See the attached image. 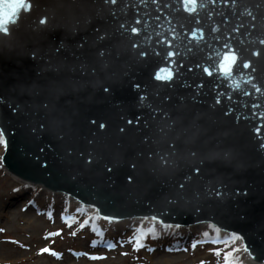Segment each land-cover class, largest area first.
Segmentation results:
<instances>
[{"label":"water","instance_id":"95a60500","mask_svg":"<svg viewBox=\"0 0 264 264\" xmlns=\"http://www.w3.org/2000/svg\"><path fill=\"white\" fill-rule=\"evenodd\" d=\"M31 2L0 31L10 177L109 219L210 222L264 261V0Z\"/></svg>","mask_w":264,"mask_h":264},{"label":"rangeland","instance_id":"374dc122","mask_svg":"<svg viewBox=\"0 0 264 264\" xmlns=\"http://www.w3.org/2000/svg\"><path fill=\"white\" fill-rule=\"evenodd\" d=\"M79 208L76 201L61 193L10 177L0 165V264H106L109 258L114 264H157L164 260L167 262L162 264H224V252L233 248L237 251L230 258L232 264L249 260L240 240H229L230 236L221 233V241L213 243V232L206 224L180 230L168 227L177 230L173 234L167 228L136 223L135 228L143 227L142 233L154 228L156 238L134 247V232L127 228L131 223L115 225L100 220L94 226L92 218L83 227L82 219L92 212H77ZM205 232L209 233L207 238ZM218 235L215 233L214 239ZM44 248L50 251L41 252Z\"/></svg>","mask_w":264,"mask_h":264},{"label":"snow or ice","instance_id":"6c2138e0","mask_svg":"<svg viewBox=\"0 0 264 264\" xmlns=\"http://www.w3.org/2000/svg\"><path fill=\"white\" fill-rule=\"evenodd\" d=\"M112 3H115L116 0H111ZM186 3H192L195 4V0H185ZM33 7V4L31 2V0H0V31H3L5 34H7L9 28L8 26L11 24H16L18 21V17L20 15V13L23 12H30L31 9ZM190 10H194V9H190ZM41 24L45 23V20L41 19L40 21ZM137 23H139V21H137ZM123 27V25L121 26ZM131 31L133 33H136L138 31L137 28H132ZM261 43H264V41H261ZM133 47H136V45H133ZM225 49H227V51L223 52V53H217L216 54V58L218 63L215 65L220 74L225 76V77H230L232 75L233 72V67L236 65L237 63V56L236 54L231 50L228 49V46L225 45L224 46ZM141 56L146 55V53L141 52L140 53ZM175 55L174 52H168V56L171 57ZM250 65L248 63H244L243 64V68H248ZM203 71L208 74V75H212V72L210 71L209 68H204ZM173 78V72L171 71L170 68H160L156 74H155V79L157 80H162V81H167V80H171ZM234 86L236 88H239V84L234 82ZM135 87H139V85H135ZM256 91H260L259 88L256 89ZM129 123H131V121H129ZM101 128L105 127L104 124H100L99 125ZM255 131L257 132V134L260 133L261 129L257 128L255 129ZM0 146H3L5 149L7 148V139H6V135H5V131L2 127H0ZM261 147H264V145H261ZM47 163L45 162L44 164L41 165V167H46ZM129 180L132 179V177H128ZM153 220H156V217L152 218ZM83 226V225H82ZM154 233V229L150 230ZM217 231H219V229H217ZM51 235V234H50ZM142 235H136L134 236V239L136 241V243L134 244V247H142ZM204 237L207 238L209 236V233L205 232ZM218 237L213 239V243L218 241ZM229 240H239L241 239V237L236 234V233H232L230 235V237L228 238ZM224 245L225 248L228 247V240L224 241ZM109 247H112L111 244H109ZM193 247H195V243L193 244ZM50 251L47 248L41 249V252H48ZM237 251V249L233 248L230 252L229 251H225L223 254V259H224V264H232V261L230 260V257L233 255V253H235ZM244 251H248V249L245 247ZM52 255H57L55 252L51 253ZM215 254L217 256H219L220 250L217 249Z\"/></svg>","mask_w":264,"mask_h":264},{"label":"bare ground","instance_id":"6f19581e","mask_svg":"<svg viewBox=\"0 0 264 264\" xmlns=\"http://www.w3.org/2000/svg\"><path fill=\"white\" fill-rule=\"evenodd\" d=\"M18 180H20V182L22 183H31V182H28L26 180H24L23 178H19V177H16ZM107 261L106 264H114L113 262H111L110 258L108 260H105ZM164 262H167V260H164V261H159L157 264H162ZM19 262L18 261H13L11 264H18ZM99 264H103V263H99Z\"/></svg>","mask_w":264,"mask_h":264}]
</instances>
